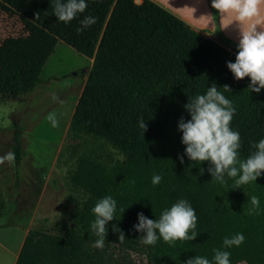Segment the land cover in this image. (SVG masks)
Masks as SVG:
<instances>
[{
  "label": "trees",
  "instance_id": "16d2710c",
  "mask_svg": "<svg viewBox=\"0 0 264 264\" xmlns=\"http://www.w3.org/2000/svg\"><path fill=\"white\" fill-rule=\"evenodd\" d=\"M0 12L19 16L26 33L0 57V98L24 95L42 83L40 72L62 41L92 59L68 134L103 140L122 155L111 165L98 155L78 157L68 180L81 203L66 222H55L53 231L29 230L14 264H130V252L142 253L148 264H183L194 255L211 259L223 237L237 232L245 239L228 249L231 264H264V172L254 183L237 186L226 177L221 184L207 171V161L183 156L177 130L178 120L189 118L188 99L215 83L236 108L230 126L240 133V159L254 151V142L264 137V88L253 93L248 77L233 78L226 62L236 51L150 0H88L85 12L68 23L56 20L51 0H0ZM86 14L97 20L77 32ZM225 85L229 92L221 88ZM139 117L146 125L143 132ZM12 151L19 163L17 133ZM154 172L162 176L156 185ZM104 195L113 196L117 208L106 225L104 246L96 248L89 225L92 208ZM251 195L260 198V207L249 214ZM178 198L195 209L197 236L144 244L142 233L133 229L137 212L156 219ZM120 232L125 239H119Z\"/></svg>",
  "mask_w": 264,
  "mask_h": 264
},
{
  "label": "rangeland",
  "instance_id": "374dc122",
  "mask_svg": "<svg viewBox=\"0 0 264 264\" xmlns=\"http://www.w3.org/2000/svg\"><path fill=\"white\" fill-rule=\"evenodd\" d=\"M25 34L19 16L0 12V57ZM91 63L58 41L40 72L42 83L24 95L0 98V155L12 151L16 133L22 145L19 163L0 164V240L11 249L29 230L53 231L79 206L83 198L72 192L68 176L80 155H98L106 165L122 160L107 142L72 138L67 131ZM128 261L148 264L140 252H130Z\"/></svg>",
  "mask_w": 264,
  "mask_h": 264
},
{
  "label": "clouds",
  "instance_id": "9594fccd",
  "mask_svg": "<svg viewBox=\"0 0 264 264\" xmlns=\"http://www.w3.org/2000/svg\"><path fill=\"white\" fill-rule=\"evenodd\" d=\"M51 2L56 20L64 23L78 17L88 7V0H51ZM262 3L264 0H211L212 8L217 12L235 13L239 21L258 17L259 6ZM96 20L97 17L94 15H84L79 20L80 27H77L76 31L85 30ZM258 22L249 24L246 29L239 32L235 58L226 62V68L234 79L249 78L248 90L253 93H259L264 88V30L256 26ZM221 88L229 92L227 85ZM219 89L215 83H212L203 94L198 93L184 104L189 118L185 120L181 117L177 122V130L181 133L180 142L184 145L183 156L196 163L207 161L211 165L207 171L212 179L221 184L226 183V177L234 178L237 186L254 183L264 172V137L254 142V151L250 155L240 159V133L230 126L236 108L232 100ZM48 120L53 127L57 126L58 121L53 114L48 116ZM137 125L143 132L146 127L143 117L138 118ZM183 156L178 157L181 163ZM14 160L15 153L11 150L0 155V164ZM200 171L203 172L204 169L201 168ZM161 180V174L156 172L152 174L153 185ZM248 199L252 206L249 214L258 211L260 198L251 195ZM116 208L117 201L111 195H104L94 204L92 208L94 219L89 225L90 230L97 237L93 242L94 247L104 246L106 225L114 219ZM196 222L197 216L191 203L186 198H178L169 207L162 209L156 219L146 217L143 212H137L133 229L142 233L140 238L144 244L155 245L158 239L167 242L193 240L197 236ZM113 230L119 231L115 227ZM119 239H125L123 232H120ZM244 239L242 232L225 236L221 246L212 249L211 259L194 255L186 259L183 264H231V253L228 249L239 246ZM239 264H247V261L241 260Z\"/></svg>",
  "mask_w": 264,
  "mask_h": 264
},
{
  "label": "crops",
  "instance_id": "0c3cea01",
  "mask_svg": "<svg viewBox=\"0 0 264 264\" xmlns=\"http://www.w3.org/2000/svg\"><path fill=\"white\" fill-rule=\"evenodd\" d=\"M140 1L135 0L136 3ZM150 1L171 12L191 28L234 51H236L239 32L246 29L249 24L259 21L256 26L264 30V3L259 6L260 11L258 17H254L251 20L239 21L236 19L235 13L229 12L222 14L217 12L212 8L211 0ZM20 246L21 244L15 249H11L6 242L0 240V264H14Z\"/></svg>",
  "mask_w": 264,
  "mask_h": 264
},
{
  "label": "bare ground",
  "instance_id": "6f19581e",
  "mask_svg": "<svg viewBox=\"0 0 264 264\" xmlns=\"http://www.w3.org/2000/svg\"><path fill=\"white\" fill-rule=\"evenodd\" d=\"M92 62V59H89Z\"/></svg>",
  "mask_w": 264,
  "mask_h": 264
}]
</instances>
